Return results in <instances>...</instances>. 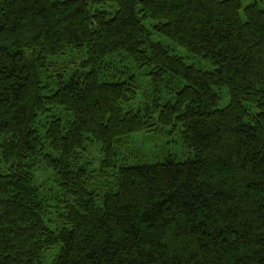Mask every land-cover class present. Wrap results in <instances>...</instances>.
Instances as JSON below:
<instances>
[{
	"label": "trees",
	"instance_id": "obj_1",
	"mask_svg": "<svg viewBox=\"0 0 264 264\" xmlns=\"http://www.w3.org/2000/svg\"><path fill=\"white\" fill-rule=\"evenodd\" d=\"M67 50L85 60L49 78ZM135 71L154 92L133 109ZM154 130L193 157L116 166L123 140ZM55 247L52 264H264V7L0 0V264H44Z\"/></svg>",
	"mask_w": 264,
	"mask_h": 264
},
{
	"label": "rangeland",
	"instance_id": "obj_2",
	"mask_svg": "<svg viewBox=\"0 0 264 264\" xmlns=\"http://www.w3.org/2000/svg\"><path fill=\"white\" fill-rule=\"evenodd\" d=\"M241 1L243 7L255 3L260 5L261 8L264 7V0ZM155 41L169 47L176 55L184 58L187 64L194 65L205 71L212 70L211 65L203 62L197 57H193L186 50L172 45L165 39L155 37ZM84 60L85 55L83 53H77L67 50L64 56L48 60L50 68L48 69L49 72L47 76L49 78L57 77L60 75L66 76L70 74L72 70L79 68ZM134 75L139 79L140 89L136 93L135 100L130 104L129 108L133 109L141 106L142 104H145V102L151 98V95L154 92V87L149 86V84L147 83L148 78H143L140 71H135ZM221 97L222 101L220 104V108H224L228 105L229 97L224 90L221 91ZM53 113L58 116L61 115L59 110H55L53 111ZM47 116H50V114L47 113L46 115L39 117V119L43 121ZM41 132L43 131L41 130ZM87 150V162H89L90 165H98L100 161L99 147L95 144H89L87 146ZM117 150L118 157L116 166L122 163H125L126 165L153 164L162 155H171L179 161L188 160L193 157L191 152L182 144L180 136L176 134L163 135L162 133L155 130L153 132H143L132 136L128 140H123L120 143V146L117 147ZM39 168L40 170L37 174L35 184L41 190L43 196L48 199V201L54 208L56 205H58L57 203L59 200L58 192L54 186V178L51 176L50 172H46L45 174V171L43 170L44 168L42 166H40ZM58 251L59 247H55L49 251H46L43 257L44 264H52V260L54 259V257H56Z\"/></svg>",
	"mask_w": 264,
	"mask_h": 264
}]
</instances>
